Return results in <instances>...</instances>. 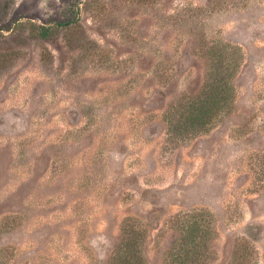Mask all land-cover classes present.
Listing matches in <instances>:
<instances>
[{"label": "rangeland", "instance_id": "1", "mask_svg": "<svg viewBox=\"0 0 264 264\" xmlns=\"http://www.w3.org/2000/svg\"><path fill=\"white\" fill-rule=\"evenodd\" d=\"M219 43L230 111L171 138ZM194 215L191 264H264V0H0V264H112L126 224L170 264Z\"/></svg>", "mask_w": 264, "mask_h": 264}, {"label": "trees", "instance_id": "2", "mask_svg": "<svg viewBox=\"0 0 264 264\" xmlns=\"http://www.w3.org/2000/svg\"><path fill=\"white\" fill-rule=\"evenodd\" d=\"M69 23L72 21L65 24ZM47 33L48 29H45V34ZM208 50L211 52L212 65L200 90L195 94H185L166 109L168 134L176 140L185 141L209 131L223 114L230 111L235 100L234 78L243 60L241 48L219 43ZM127 226L128 224L125 225L123 238L112 256V264H146L142 247L146 229ZM212 231L211 227L206 228L204 220L199 216L187 219L182 226V237L172 244L170 264H191L202 260L203 242ZM239 245L243 249V243ZM178 247H182L183 252L176 251Z\"/></svg>", "mask_w": 264, "mask_h": 264}]
</instances>
